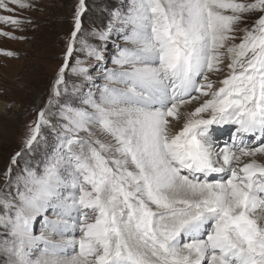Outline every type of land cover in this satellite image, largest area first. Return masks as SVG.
Listing matches in <instances>:
<instances>
[{
    "label": "snow or ice",
    "instance_id": "1",
    "mask_svg": "<svg viewBox=\"0 0 264 264\" xmlns=\"http://www.w3.org/2000/svg\"><path fill=\"white\" fill-rule=\"evenodd\" d=\"M9 3L31 7L0 0V10L14 11ZM85 11L79 0L48 102L4 172L6 264H264V164L256 159L264 155V0H129L92 33L125 41L98 98L83 91L94 81L83 61L70 68L82 78L71 94L65 79ZM79 43L104 59L102 47ZM213 76L223 77L219 86ZM226 125L235 130L220 146L213 133ZM45 127L55 133L52 154L43 167L25 161L13 177Z\"/></svg>",
    "mask_w": 264,
    "mask_h": 264
},
{
    "label": "rangeland",
    "instance_id": "2",
    "mask_svg": "<svg viewBox=\"0 0 264 264\" xmlns=\"http://www.w3.org/2000/svg\"><path fill=\"white\" fill-rule=\"evenodd\" d=\"M7 2V0H6ZM31 7L21 9L9 3L14 11L0 10V15L12 16L23 23L19 27L0 22V31L9 32L15 38L0 35V193L6 194L10 188L6 186L4 172L11 163L12 157L24 147L23 141L29 134V126L34 125L38 113L45 107L57 78V73L64 65L67 46L74 30V14L79 0H24ZM129 0H85L86 11L82 15V31L78 33L72 56L69 58V68L66 69L65 79L71 85L80 84L81 79L70 72V68L79 59L83 66L89 68V74L94 78L89 87L99 97L98 89L103 88L106 81L103 78L105 68H113V57L117 52V45L124 46L125 41L116 33L106 41H100L93 32H99L107 27L111 20V12L122 9L126 11ZM259 14H253L240 25L241 28L250 27ZM243 35L238 32L237 36ZM87 40L90 45L102 47L103 60L89 57L86 52L79 51V39ZM239 43V39L235 41ZM106 45V47H105ZM4 51H11L13 56L4 55ZM218 80L223 78L213 76ZM78 95V93H77ZM62 99H67L63 97ZM76 106H80L77 104ZM196 103L185 106L183 112L191 111ZM56 111L55 108L52 109ZM53 123L56 119L53 118ZM183 119L174 122L173 131L182 127ZM235 126L226 125L215 129L214 139L219 145L231 142ZM43 139L34 145L32 154L27 152L19 158L17 165H12L13 177L23 169L25 161L32 166L42 161L46 154L51 155L57 143L55 133L51 128H42ZM254 146H258L254 145ZM258 163L264 164V155L256 157ZM249 158H243L248 162ZM50 215V213H49ZM42 217L34 223V234L39 235ZM77 235H79L77 233ZM60 239V237H54ZM7 257L0 252V264H6Z\"/></svg>",
    "mask_w": 264,
    "mask_h": 264
},
{
    "label": "bare ground",
    "instance_id": "3",
    "mask_svg": "<svg viewBox=\"0 0 264 264\" xmlns=\"http://www.w3.org/2000/svg\"><path fill=\"white\" fill-rule=\"evenodd\" d=\"M220 146H223V145H220Z\"/></svg>",
    "mask_w": 264,
    "mask_h": 264
}]
</instances>
